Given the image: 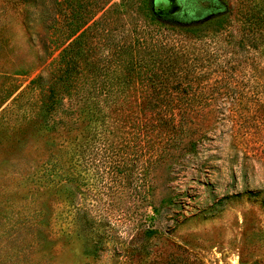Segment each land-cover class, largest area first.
<instances>
[{"label": "rangeland", "instance_id": "rangeland-1", "mask_svg": "<svg viewBox=\"0 0 264 264\" xmlns=\"http://www.w3.org/2000/svg\"><path fill=\"white\" fill-rule=\"evenodd\" d=\"M235 2L0 0V264H162L170 252L180 264H264V53L246 58L228 42L234 10L228 24H208ZM154 28L191 46L199 66L196 92L209 104L198 109L213 119L193 153L157 163L147 153L142 170L135 143L123 156L92 137L82 154L94 133L85 118L49 129L40 109L68 33L87 29L99 54L112 36Z\"/></svg>", "mask_w": 264, "mask_h": 264}, {"label": "trees", "instance_id": "trees-1", "mask_svg": "<svg viewBox=\"0 0 264 264\" xmlns=\"http://www.w3.org/2000/svg\"><path fill=\"white\" fill-rule=\"evenodd\" d=\"M233 10L237 24L228 42L248 52L246 58L254 59L257 52L264 53V0H236L227 15L214 16L208 24L217 27L225 20L228 24L227 18ZM154 29L135 31L128 37L122 34L120 40L109 35V50L98 54L94 49L93 55L90 53L93 48L85 38L87 29L68 33L67 43L60 48L50 72L52 82L45 89V101L40 109L43 122L51 125L49 129L71 132L85 118L88 131L94 133L90 137L87 132L81 141L82 154L92 137L119 143L123 156L129 153L126 143L133 146L135 143L137 149L133 154L140 158L142 170V157L147 153L153 163L171 155L172 150L186 149L187 145L193 153L198 139L206 136L204 133L198 137L199 128L213 119L198 109L209 104L206 97L196 92L199 66L188 58L187 48L191 46L178 43L165 30ZM187 30L198 31L191 27ZM221 40L217 37L214 43ZM49 99L54 101L53 105L48 103ZM63 116H68L67 120ZM130 166L122 158L116 168L123 177L125 172L130 175ZM88 252L95 255L97 248L92 247ZM163 258L162 264H180L184 260L174 252ZM188 258L185 264H202L196 256Z\"/></svg>", "mask_w": 264, "mask_h": 264}]
</instances>
